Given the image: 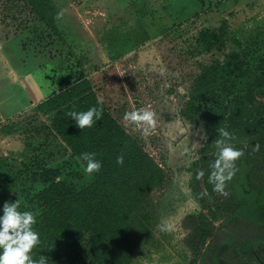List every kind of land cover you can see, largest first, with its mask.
Masks as SVG:
<instances>
[{
    "label": "rangeland",
    "instance_id": "374dc122",
    "mask_svg": "<svg viewBox=\"0 0 264 264\" xmlns=\"http://www.w3.org/2000/svg\"><path fill=\"white\" fill-rule=\"evenodd\" d=\"M33 1L39 0H0V177H8L0 178V197L13 196L15 173L34 156L78 174L66 177L76 189L90 183L53 130V114L40 107L87 76L164 171V184L143 205L159 248L148 246L132 264H217L218 255L227 264H264V255L250 260L234 249L264 245V151L257 135L232 144L242 151L235 174L223 192L211 194L195 164L207 131L184 115L196 76L228 55L240 56L248 82L264 83V0H48L56 31L40 20ZM225 22L226 48L206 51L200 32ZM141 107L155 112L147 133L123 119Z\"/></svg>",
    "mask_w": 264,
    "mask_h": 264
},
{
    "label": "trees",
    "instance_id": "16d2710c",
    "mask_svg": "<svg viewBox=\"0 0 264 264\" xmlns=\"http://www.w3.org/2000/svg\"><path fill=\"white\" fill-rule=\"evenodd\" d=\"M32 6L40 20L56 31L52 3L39 0ZM227 34L225 22L218 31H201L199 38L210 52L226 48ZM262 100L264 83L259 79L248 82L247 66L238 54L213 62L196 76L195 96L184 115L192 123L202 121L207 131L202 158L195 164L202 169L211 194L218 192L208 175L209 165L216 158L215 140L221 139L219 129L230 132L231 144L257 135L264 151ZM92 105L102 110L100 120L80 129L68 113ZM40 107L53 114L52 128L73 157L83 164L80 154L94 152L101 168L91 174L87 186L76 189L66 177L78 174L63 173L61 166L44 165L38 156L21 163L22 169L14 175L13 196L0 197V207L18 198L22 209L38 210L35 227L41 234V245L34 250L37 255L42 252L48 264H132L140 262L137 254L142 255L148 246L159 248L150 234L154 219L143 214V205L148 195L164 184V171L99 100L88 77L81 76L53 93ZM117 156H123L122 164L116 163ZM3 174L1 179L8 178ZM253 246L234 244V249L237 256L250 260L264 255V245ZM216 260L217 264H227L219 255Z\"/></svg>",
    "mask_w": 264,
    "mask_h": 264
},
{
    "label": "clouds",
    "instance_id": "9594fccd",
    "mask_svg": "<svg viewBox=\"0 0 264 264\" xmlns=\"http://www.w3.org/2000/svg\"><path fill=\"white\" fill-rule=\"evenodd\" d=\"M59 15V14H58ZM99 102V101H98ZM102 110L95 105L89 106L86 110L70 111L68 116L80 129L92 127L100 120ZM123 119L143 129L145 133L155 126V112L148 107H141L131 111H125ZM221 139L215 140L217 152L215 159L209 165L211 171L208 181L212 184L214 191L223 192L225 182L235 174V161L242 155V151L229 143L230 132L219 129ZM94 152L80 154L83 172L91 175L98 172L101 162L95 159ZM193 156L199 158L193 151ZM116 163H123V156L116 157ZM198 177L203 171L197 173ZM38 210L23 208L20 199L5 201L0 207V264H48L45 255L34 251L41 245V234L37 231Z\"/></svg>",
    "mask_w": 264,
    "mask_h": 264
}]
</instances>
